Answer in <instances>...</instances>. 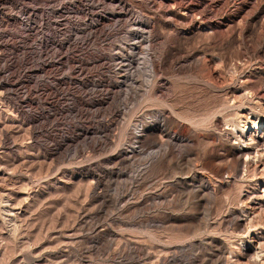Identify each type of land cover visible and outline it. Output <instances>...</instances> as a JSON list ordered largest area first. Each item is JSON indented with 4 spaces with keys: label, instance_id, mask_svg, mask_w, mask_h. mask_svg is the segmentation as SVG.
Listing matches in <instances>:
<instances>
[{
    "label": "rangeland",
    "instance_id": "rangeland-1",
    "mask_svg": "<svg viewBox=\"0 0 264 264\" xmlns=\"http://www.w3.org/2000/svg\"><path fill=\"white\" fill-rule=\"evenodd\" d=\"M0 72V264H264V0H0Z\"/></svg>",
    "mask_w": 264,
    "mask_h": 264
},
{
    "label": "bare ground",
    "instance_id": "bare-ground-1",
    "mask_svg": "<svg viewBox=\"0 0 264 264\" xmlns=\"http://www.w3.org/2000/svg\"><path fill=\"white\" fill-rule=\"evenodd\" d=\"M18 71H20V70H18ZM22 72V71H21ZM1 73V72H0ZM18 74V73H17ZM16 76V75H15ZM15 79V78H14ZM19 79V78H18ZM29 81V80H28ZM4 85V84H3ZM11 91V90H10ZM14 122V121H13ZM252 125H253V123H251Z\"/></svg>",
    "mask_w": 264,
    "mask_h": 264
}]
</instances>
